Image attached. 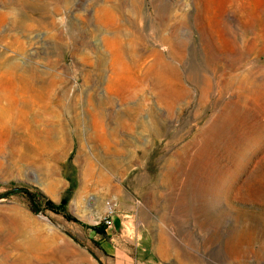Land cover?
Listing matches in <instances>:
<instances>
[{
    "label": "rangeland",
    "instance_id": "374dc122",
    "mask_svg": "<svg viewBox=\"0 0 264 264\" xmlns=\"http://www.w3.org/2000/svg\"><path fill=\"white\" fill-rule=\"evenodd\" d=\"M0 87V264H264V0H0Z\"/></svg>",
    "mask_w": 264,
    "mask_h": 264
},
{
    "label": "bare ground",
    "instance_id": "6f19581e",
    "mask_svg": "<svg viewBox=\"0 0 264 264\" xmlns=\"http://www.w3.org/2000/svg\"><path fill=\"white\" fill-rule=\"evenodd\" d=\"M10 93V96H12V95H14L13 94V91H9ZM7 93H4V90H3V88H1L0 87V99H1V97H8L7 95H6ZM24 95V94H23ZM15 96V95H14ZM43 100V99H45L44 98V93H37V95L36 96H34V97H32V98H30V99H25V98H22L21 97V99L20 98H18V97H15L14 99H13V103H12V105H8L7 107L5 106V108H3V106L1 107V109H0V114H4V113H8L9 114V120H5L4 121V117L3 118H1L0 117V122H3L4 121V124H6L5 126L8 128V126H9V122H10V120L12 121L13 120V117H15V116H13V114L11 113V109H13V108H15V107H17V105L19 104V102H21L22 100L25 102V103H29L30 101H33V102H35V101H37V100ZM46 100V99H45ZM48 100H49V97H48ZM11 101H9L8 103H10ZM33 102H31V103H33ZM31 103H30V105H31ZM43 103V102H42ZM49 103V102H48ZM46 104V103H45ZM15 115H16V113H14ZM22 145H23V153L22 154H26V153H28V154H31V152L33 151V149L34 148H32V145H33V143H31L30 141H27V140H25L24 141V143H22ZM38 146V145H37ZM42 148V147H41ZM44 153V152H43ZM32 155V154H31Z\"/></svg>",
    "mask_w": 264,
    "mask_h": 264
},
{
    "label": "trees",
    "instance_id": "16d2710c",
    "mask_svg": "<svg viewBox=\"0 0 264 264\" xmlns=\"http://www.w3.org/2000/svg\"><path fill=\"white\" fill-rule=\"evenodd\" d=\"M67 203V198H63L59 204L55 203L52 200H47L46 205L54 210L63 208ZM93 229L97 232L108 234L106 225L104 226H94ZM100 244V243H99ZM102 246V245H101Z\"/></svg>",
    "mask_w": 264,
    "mask_h": 264
},
{
    "label": "built area",
    "instance_id": "2783aa9c",
    "mask_svg": "<svg viewBox=\"0 0 264 264\" xmlns=\"http://www.w3.org/2000/svg\"><path fill=\"white\" fill-rule=\"evenodd\" d=\"M106 222H107V223H110L111 221H110V220H107Z\"/></svg>",
    "mask_w": 264,
    "mask_h": 264
},
{
    "label": "water",
    "instance_id": "95a60500",
    "mask_svg": "<svg viewBox=\"0 0 264 264\" xmlns=\"http://www.w3.org/2000/svg\"><path fill=\"white\" fill-rule=\"evenodd\" d=\"M101 226H104V224H101Z\"/></svg>",
    "mask_w": 264,
    "mask_h": 264
}]
</instances>
